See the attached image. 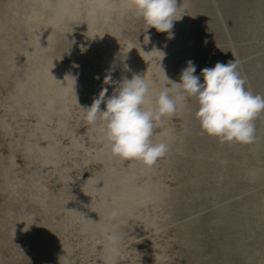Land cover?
Here are the masks:
<instances>
[{
    "label": "rangeland",
    "instance_id": "1",
    "mask_svg": "<svg viewBox=\"0 0 264 264\" xmlns=\"http://www.w3.org/2000/svg\"><path fill=\"white\" fill-rule=\"evenodd\" d=\"M131 2L0 0V264H264V112L254 143H220L189 98L149 167L114 156L83 109L136 74L155 95L190 60L203 83L236 59L264 96V0H176L171 38Z\"/></svg>",
    "mask_w": 264,
    "mask_h": 264
},
{
    "label": "clouds",
    "instance_id": "2",
    "mask_svg": "<svg viewBox=\"0 0 264 264\" xmlns=\"http://www.w3.org/2000/svg\"><path fill=\"white\" fill-rule=\"evenodd\" d=\"M130 6L148 27L168 33L171 38L174 21L178 20L175 18L176 0H132ZM195 72V63L187 61L180 82L170 81V87L166 83L155 95L144 76L125 77L107 99L108 89L104 88L90 107L83 108L86 110L85 120L93 126L102 122L104 139L114 156L136 159L149 167L169 150L168 143L152 141L154 129L164 117L173 116L189 98L197 102L196 117L207 135L218 138L220 143H254V120L264 112V96L246 90V80L239 72V61L217 62L212 68L202 69L203 83ZM165 78L169 81L166 75ZM111 79V75L105 77L107 83ZM171 91H175L174 98ZM101 104L105 105L104 110H101ZM118 215L116 210L111 212L113 218ZM104 233L106 249L113 255H120L118 235L107 227ZM63 257L64 264H71L70 256Z\"/></svg>",
    "mask_w": 264,
    "mask_h": 264
}]
</instances>
